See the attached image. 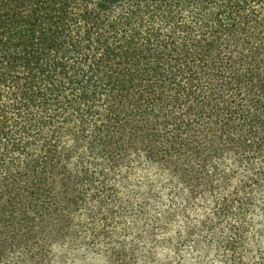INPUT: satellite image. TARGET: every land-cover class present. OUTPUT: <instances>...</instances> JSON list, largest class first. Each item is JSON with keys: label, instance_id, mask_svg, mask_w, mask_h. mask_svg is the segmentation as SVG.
Masks as SVG:
<instances>
[{"label": "trees", "instance_id": "obj_1", "mask_svg": "<svg viewBox=\"0 0 264 264\" xmlns=\"http://www.w3.org/2000/svg\"><path fill=\"white\" fill-rule=\"evenodd\" d=\"M264 264V0H0V264Z\"/></svg>", "mask_w": 264, "mask_h": 264}, {"label": "rangeland", "instance_id": "obj_2", "mask_svg": "<svg viewBox=\"0 0 264 264\" xmlns=\"http://www.w3.org/2000/svg\"><path fill=\"white\" fill-rule=\"evenodd\" d=\"M88 264H102L100 260L90 259V262Z\"/></svg>", "mask_w": 264, "mask_h": 264}]
</instances>
